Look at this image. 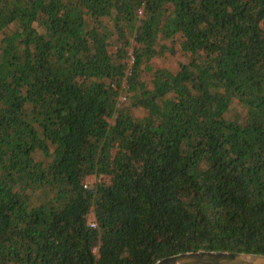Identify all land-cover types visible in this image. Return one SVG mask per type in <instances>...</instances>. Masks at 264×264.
<instances>
[{
    "label": "trees",
    "instance_id": "1",
    "mask_svg": "<svg viewBox=\"0 0 264 264\" xmlns=\"http://www.w3.org/2000/svg\"><path fill=\"white\" fill-rule=\"evenodd\" d=\"M197 251L264 255V0H0V264Z\"/></svg>",
    "mask_w": 264,
    "mask_h": 264
},
{
    "label": "water",
    "instance_id": "2",
    "mask_svg": "<svg viewBox=\"0 0 264 264\" xmlns=\"http://www.w3.org/2000/svg\"><path fill=\"white\" fill-rule=\"evenodd\" d=\"M154 264H264V255L228 251H197L165 257Z\"/></svg>",
    "mask_w": 264,
    "mask_h": 264
},
{
    "label": "rangeland",
    "instance_id": "3",
    "mask_svg": "<svg viewBox=\"0 0 264 264\" xmlns=\"http://www.w3.org/2000/svg\"><path fill=\"white\" fill-rule=\"evenodd\" d=\"M121 100H122V101H125V98L122 97Z\"/></svg>",
    "mask_w": 264,
    "mask_h": 264
}]
</instances>
